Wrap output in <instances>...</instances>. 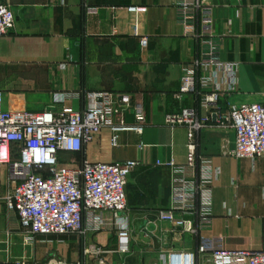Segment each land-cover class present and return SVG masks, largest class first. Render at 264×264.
<instances>
[{
  "label": "crops",
  "instance_id": "1",
  "mask_svg": "<svg viewBox=\"0 0 264 264\" xmlns=\"http://www.w3.org/2000/svg\"><path fill=\"white\" fill-rule=\"evenodd\" d=\"M14 12V27L0 36V91L3 108L37 112L69 106L82 110L91 92L111 93L119 111L116 126L134 125L142 113L141 132L109 127L81 151H60L59 161L78 166L85 160L137 165L125 185L127 208L119 216L129 226L127 250L117 251L115 230L87 231L80 236H37L24 241L26 230L9 210L10 167L0 165V264H167L169 253H193L195 264H210V251L200 247L264 249V156L238 159L231 155L235 135L214 114L194 131L195 170L209 177L210 212L185 214L186 228L159 219L172 208L171 169L186 163L189 129L170 126L165 116L183 109L201 120L199 79L218 80V111L225 115L241 103H264V0H210V31L202 26L203 9L184 10L180 0H6ZM128 6H143L131 13ZM94 9L93 12H90ZM147 37L141 49L140 38ZM213 48L219 58L203 70L196 64ZM192 65L193 90L181 91L184 66ZM232 68V83L229 81ZM215 75V76H214ZM216 110V111H217ZM214 111V110H213ZM116 135V144L111 137ZM204 161L208 166H203ZM204 169V170H203ZM178 213V211H176ZM144 232L143 238L138 229ZM92 247L113 250L90 256Z\"/></svg>",
  "mask_w": 264,
  "mask_h": 264
},
{
  "label": "built area",
  "instance_id": "2",
  "mask_svg": "<svg viewBox=\"0 0 264 264\" xmlns=\"http://www.w3.org/2000/svg\"><path fill=\"white\" fill-rule=\"evenodd\" d=\"M209 2L180 0L184 10L189 7L203 9L204 31H210L211 27ZM126 10L143 13L146 8L128 6ZM14 22L12 8L6 0H0V36L11 31ZM139 42L141 49H144L148 38L141 37ZM196 64L208 70L213 66L219 67L220 63L217 53L211 47ZM228 70L229 82L232 83L233 71L231 67ZM194 75L192 65L183 67L181 91L194 89ZM199 83L202 88H211L202 94L200 102L207 115L198 120L194 111L183 109L179 113L165 116V123L170 126H188L190 142L185 164L177 165L172 160L165 164L174 176L171 182L172 208L160 210L158 217L169 222L173 228L188 232H194V228H186L183 215L194 211L197 194L200 198V213L207 215L210 212L209 177L203 173L197 179L195 145L192 142L194 131L203 127L209 115L214 114L220 123L232 127L235 135L232 156L238 159L264 156V103L233 105L223 115L217 110L221 95L218 80L209 75L201 77ZM89 100V105L82 110L69 106L58 109L47 107L37 112L7 110L3 108V93L0 91V165L8 164L10 167V189L5 203L16 214L19 226L26 230V243L32 242L37 236H80L87 231L115 230L119 240L117 251L127 250L129 226L119 214L127 208L125 185L137 162L85 160L78 166H68L60 163L59 153L81 151L83 143L92 141L104 127L114 132H141L145 116L137 114V123L134 125L116 126L113 118L119 109L111 93L91 92ZM111 144H116V135L111 137ZM203 166H208V163L204 161ZM112 251L92 247L84 252L97 257ZM206 251H210V264H264V249L200 247L201 254ZM165 260L167 264H195L193 253L173 252L167 254ZM17 264H23V261ZM56 264L67 263L59 261ZM98 264L113 263L100 258Z\"/></svg>",
  "mask_w": 264,
  "mask_h": 264
},
{
  "label": "water",
  "instance_id": "3",
  "mask_svg": "<svg viewBox=\"0 0 264 264\" xmlns=\"http://www.w3.org/2000/svg\"><path fill=\"white\" fill-rule=\"evenodd\" d=\"M138 233L141 235V237L143 238V236H144V232H141L140 231V227H139V229H138Z\"/></svg>",
  "mask_w": 264,
  "mask_h": 264
},
{
  "label": "rangeland",
  "instance_id": "4",
  "mask_svg": "<svg viewBox=\"0 0 264 264\" xmlns=\"http://www.w3.org/2000/svg\"><path fill=\"white\" fill-rule=\"evenodd\" d=\"M126 264H133V260L131 259V260H128L127 262H126Z\"/></svg>",
  "mask_w": 264,
  "mask_h": 264
}]
</instances>
